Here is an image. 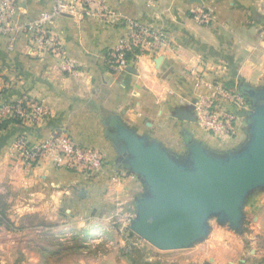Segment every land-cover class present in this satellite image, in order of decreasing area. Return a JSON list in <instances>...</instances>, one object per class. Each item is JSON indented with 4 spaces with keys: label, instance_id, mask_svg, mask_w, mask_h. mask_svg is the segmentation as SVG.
I'll return each mask as SVG.
<instances>
[{
    "label": "crops",
    "instance_id": "obj_1",
    "mask_svg": "<svg viewBox=\"0 0 264 264\" xmlns=\"http://www.w3.org/2000/svg\"><path fill=\"white\" fill-rule=\"evenodd\" d=\"M54 5L55 0H19L15 24L28 23ZM79 10L51 23L64 56H33L19 32L14 39L0 33V103L28 96L52 114L39 125L0 128V264H126L130 255L119 250L125 240L112 237L113 221L136 209L146 185L117 151L107 119L112 126L119 118L178 152L185 149V137L178 134L183 126L210 150L227 153L244 143L249 118L239 115L236 139L209 133L192 103L214 88L198 77L264 83V0H103L91 15ZM200 10L212 12L213 21L201 24ZM129 20L164 30L170 48L115 72L108 64L110 52ZM183 112L193 120L177 117ZM62 130L78 144L102 151V172L59 168L50 159L28 166L20 159L19 136L37 143ZM244 212L242 232L210 220L205 239L186 249L153 250L141 255V264H264V189L249 195ZM18 226L32 235L19 238ZM72 227L102 250L91 254L63 247Z\"/></svg>",
    "mask_w": 264,
    "mask_h": 264
},
{
    "label": "water",
    "instance_id": "obj_2",
    "mask_svg": "<svg viewBox=\"0 0 264 264\" xmlns=\"http://www.w3.org/2000/svg\"><path fill=\"white\" fill-rule=\"evenodd\" d=\"M244 92L256 102L249 114V137L227 153H216L186 133L187 154L180 158L121 119L112 124L117 151L146 185L131 230L155 248L193 246L208 236L213 216L242 232L247 198L264 189V89L248 86ZM177 117L193 120L184 112Z\"/></svg>",
    "mask_w": 264,
    "mask_h": 264
},
{
    "label": "built area",
    "instance_id": "obj_3",
    "mask_svg": "<svg viewBox=\"0 0 264 264\" xmlns=\"http://www.w3.org/2000/svg\"><path fill=\"white\" fill-rule=\"evenodd\" d=\"M101 3L103 0H55L52 10L43 11L34 20L17 25L14 18L19 8V0H0V33L14 39L19 32L33 56L46 54L64 56L63 43L51 27L54 18L65 14L81 13L79 9L91 15L94 13L92 7ZM196 19L201 24H207L213 21V14L208 10H200L196 14ZM125 28V34L110 52L108 64L115 72L128 70L140 56L155 57L165 53L169 48L168 35L160 28L137 20H129ZM66 67L73 70L70 63H67ZM198 78L200 84L205 83L207 88L213 87L214 93L201 95L195 103L197 119L212 135L236 139L239 131V109L247 105L242 92L236 88L227 87L219 81L205 82L200 76ZM51 115L47 105L28 96L0 103V123L12 121L25 125H39ZM15 146L20 159L28 166L50 159L59 168L96 174L102 172L106 164L105 156L100 149L78 144L64 130L55 131L37 143L21 135L17 138ZM136 214V209L123 211L116 216L113 225H117L122 236L135 239L129 247L141 246L143 250L148 251L152 245L131 230Z\"/></svg>",
    "mask_w": 264,
    "mask_h": 264
},
{
    "label": "rangeland",
    "instance_id": "obj_4",
    "mask_svg": "<svg viewBox=\"0 0 264 264\" xmlns=\"http://www.w3.org/2000/svg\"><path fill=\"white\" fill-rule=\"evenodd\" d=\"M219 82L224 83L225 86H227V87L236 88V89L239 90V92H242L243 98L245 99L247 105H245V107H243L242 109H239L240 110L239 111V115L240 114H245L246 117L249 118V114L254 109V106H255V103L256 102H255V100L253 98L249 97L244 92V88L249 86V87H254V88H257V89H264V83L262 84V86L256 87V86H253V84H250L248 82H240L239 84H232L230 82H224V81H219ZM199 97H196L197 100L199 99ZM197 100L192 103V105H194V110L196 108L195 107L196 106L195 103L197 102ZM195 113H196V116H197L196 110H195ZM111 120H112L111 118L107 119V123H108V127H109V130L110 131L112 129L111 128L112 127L111 126ZM245 124H246V127H245L246 129H245V132L244 133H245V136L246 137H245L244 143L240 144V146H243L246 143V141L248 140V137H249V134H248L249 123H248V121H246ZM178 134L182 138H183L184 134H186L185 133V129L183 128V126H179V128H178ZM150 140H153V139H150ZM183 140H184V138H183ZM165 147L172 154H174V155H176L177 157H180V158H184L186 156V154H187L186 142H185V149H183L181 152H178L174 148H171L170 146H167V145ZM210 220H213V221H215L218 224H221L223 226L229 227L228 224H222V223H220L218 221L217 216L211 217ZM15 229H16L15 232H17L19 238H26L27 236L32 235L31 232L30 233H27V232H25V229L24 228H21L19 226L17 228H15ZM112 229H113L112 230L113 233H111V235H112L113 238H116V237H118L120 235L125 240V242L123 243V249L120 248L119 250L123 254L130 255L128 259L125 258V261H126L125 263L126 264H141V255H146V254H148L149 252H151L153 250H159V249L155 248L153 245H152V247H150V249L148 251L143 250L141 248V246L129 247L130 244L135 241V239L133 237L127 238L125 236H122V233L118 230L117 225L116 226L113 225ZM37 230H40V229L38 228V229H36V231ZM70 230H71V232L68 234L69 237H67L66 240H65V242H63V247H69L70 249L77 248V247H81L82 251L88 250L91 254L95 253V251L102 250V245L101 244H96V243H93L91 240L83 239V236L81 234V231H79L77 228L72 227V228H70ZM96 232H97V230L93 232V234H95L94 236L97 235ZM23 245H25V243H20L19 244L20 247L23 246ZM114 246L116 247V244H114ZM117 248H118V246H117ZM141 250H143V251L141 252ZM67 260H69V259H62L61 260L62 261L61 263H64ZM20 261H22V260L19 259V262Z\"/></svg>",
    "mask_w": 264,
    "mask_h": 264
},
{
    "label": "trees",
    "instance_id": "obj_5",
    "mask_svg": "<svg viewBox=\"0 0 264 264\" xmlns=\"http://www.w3.org/2000/svg\"><path fill=\"white\" fill-rule=\"evenodd\" d=\"M12 123H14V122H12V121H5V122H1L0 123V128H6L7 126H9L10 124H12ZM143 250H141V252H142Z\"/></svg>",
    "mask_w": 264,
    "mask_h": 264
}]
</instances>
